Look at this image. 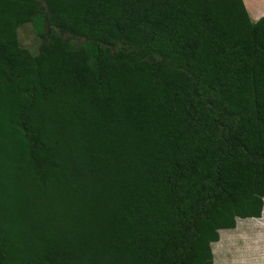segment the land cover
I'll list each match as a JSON object with an SVG mask.
<instances>
[{"label": "trees", "instance_id": "obj_1", "mask_svg": "<svg viewBox=\"0 0 264 264\" xmlns=\"http://www.w3.org/2000/svg\"><path fill=\"white\" fill-rule=\"evenodd\" d=\"M263 210L264 16L0 0V264H213Z\"/></svg>", "mask_w": 264, "mask_h": 264}, {"label": "rangeland", "instance_id": "obj_2", "mask_svg": "<svg viewBox=\"0 0 264 264\" xmlns=\"http://www.w3.org/2000/svg\"><path fill=\"white\" fill-rule=\"evenodd\" d=\"M39 17L24 23L16 30L18 46L35 52L42 30ZM232 229L219 230L213 242V264H264V224L262 218H236Z\"/></svg>", "mask_w": 264, "mask_h": 264}, {"label": "crops", "instance_id": "obj_3", "mask_svg": "<svg viewBox=\"0 0 264 264\" xmlns=\"http://www.w3.org/2000/svg\"><path fill=\"white\" fill-rule=\"evenodd\" d=\"M243 3L250 19L253 22H256L260 17L264 16V0H243ZM257 218H262L264 224V210L262 211L261 216Z\"/></svg>", "mask_w": 264, "mask_h": 264}]
</instances>
